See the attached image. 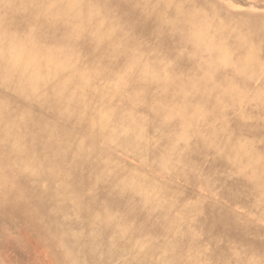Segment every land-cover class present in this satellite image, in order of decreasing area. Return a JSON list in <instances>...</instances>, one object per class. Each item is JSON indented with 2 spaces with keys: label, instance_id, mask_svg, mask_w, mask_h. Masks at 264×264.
Wrapping results in <instances>:
<instances>
[{
  "label": "rangeland",
  "instance_id": "374dc122",
  "mask_svg": "<svg viewBox=\"0 0 264 264\" xmlns=\"http://www.w3.org/2000/svg\"><path fill=\"white\" fill-rule=\"evenodd\" d=\"M11 1L15 13L18 14H11L6 6L0 10V27L5 26L4 29L8 30L7 35L33 38L35 45L38 46V51H35L40 54L53 52L54 48H59L60 53L63 54L64 48L66 54H75V62L82 75L87 74L90 68L100 70L102 68L104 71L98 72L100 76L94 80L97 85L108 84L111 75L109 69L112 65L121 61L122 64L124 62V69H129L136 62L137 54L141 52L143 60L151 65H156L163 60L162 50L165 54L171 53L172 59L169 58L171 67L166 66L165 76L175 73L179 76L184 75L193 67L191 61L200 62L202 59L201 54L193 52L185 36L183 38L181 33L174 31L173 26L168 30L167 20L162 17L165 6L155 2L156 0H79L78 7H65V3L58 0ZM178 1L173 0L177 7L180 6ZM184 2H187L186 8L189 7L187 4L190 1L184 0ZM203 3L208 5L209 15L203 18L201 15L198 18L196 16L188 18L187 21H191L190 26L206 23L213 17V21L218 20L219 13H214L218 5L227 6V10L230 9L240 15H247L245 16L247 19H251L252 16L264 17V0L208 2L203 0ZM61 9L66 10V15L57 17ZM44 10H48L44 13L48 14L47 16L42 15ZM169 10L172 11V9ZM180 17L177 15L174 19H181ZM3 20H7V23ZM99 22L101 24H98ZM160 27L166 30L158 36L156 34ZM233 28L240 29L242 35L246 31L245 27L244 29ZM182 29L183 33L184 28ZM99 36L105 39L98 40ZM117 36L124 38L122 42L125 48L124 61L111 47L112 43L117 41ZM183 40L184 43H182ZM174 46L176 47L173 51ZM40 48L43 51H39ZM2 52L8 54L11 51L2 50ZM133 58L135 60H132ZM238 58L241 59L242 56ZM142 62L141 60L140 63ZM213 66L217 67L215 76L234 82L240 86L241 91L248 94L249 98L255 100L252 104H233L224 115L220 112L218 104L216 105L213 114L219 112L220 118L212 125L216 128L220 127L222 132L217 134L220 139L216 138V141L219 143L224 136L231 134L233 141L238 138L245 144L249 143L264 159V71L255 77L238 75L234 72L232 65L224 63L221 55L213 60ZM138 74L139 71L134 76L135 79L131 85L133 88L130 92L138 86ZM129 80L131 79L129 78L126 82ZM0 86V104L10 101L12 105L20 109V112L28 111L31 118L46 119L55 126L54 132L71 129L76 137L84 138L82 133L84 131L78 124L70 125L64 119L53 117L55 115L49 109L47 110L41 101L36 103L25 99V96L21 94L18 96V93L16 95L11 92L1 81ZM113 102L117 104L116 110L125 109V101L116 99ZM154 102H157L154 98L149 101V108H154L152 107ZM224 103L223 101L222 104ZM207 107L212 109L211 102ZM149 108L136 106L135 112L138 118L133 123L143 126L144 136L147 139L153 142L152 140L156 138L158 142L156 146L150 145L144 154L147 162L152 165H143L134 161L132 157L115 149H108L106 145L100 143L101 150L111 159L110 164L115 162L109 165L112 171V168L116 167L113 171L114 175L106 177L107 179L94 174L89 176V182L93 185L86 191L85 197L88 201H93L87 215H74L70 208L63 214V216H69V220L73 215L85 222L97 218L95 220L102 223L103 219H106L112 222L110 227L100 225L87 229L71 222L67 228L63 226H60L59 230L55 227L50 228L48 212L40 211L37 206H23V197L12 186L5 185L4 179L0 180V264H125L126 262L127 264H153L156 261L157 264H161L160 259L165 249L163 244L166 245L168 252L171 249L177 252L176 256L169 257L173 258V262L175 261L173 264H264V248L260 246V240L253 238L260 235L259 239L264 241V233L258 235L257 232L251 231L249 242H241L242 235L239 233L238 226L230 231L224 230L225 226L223 230L217 231L219 229L216 227L219 221L222 222V215H225L228 210L224 202L214 201V196L218 198L220 194L232 196L238 203L242 202L246 208L256 206L258 210L252 212L250 216L254 221L257 220L255 225L263 227L257 216L262 214L264 201H259L257 204L255 196H258V191L248 190L243 183L244 180L250 181L252 177L235 174L232 169L234 166L229 162L215 161V159L218 160L217 156L214 157L216 149L213 151L208 146L201 147L199 139L195 137L179 144L180 150L174 152L170 158L164 157L165 152L167 154L171 152V147H177V143L168 137L170 132H176L168 129L175 126V123L170 120L165 124V121L155 117ZM32 127L35 126H29L30 129ZM212 131L213 128L210 129L205 125H202L200 130V132ZM34 132H46V130L41 128ZM126 133L123 135L129 134V143H127L129 150L133 147L138 148L142 144V140L134 137L132 132ZM163 133L165 134L161 135ZM195 150H198L196 154H194ZM157 167H160L162 176L156 173L155 169L159 170ZM8 168L9 165L1 163L0 173L3 170L7 171ZM173 168H183L190 182L174 177L171 172ZM130 171L140 174L143 181L142 183L140 181L141 188L144 191L158 197L157 207L152 203L153 200H146L142 195L139 197V192L127 193L128 197L126 192L112 188L113 184L117 185L126 178ZM91 172L92 170H89V174ZM60 181L77 187L72 182L67 184L64 180L60 179ZM205 182L209 184V188L205 187ZM238 182H242V189L236 188ZM33 185L36 184L33 183ZM49 203V212L56 213V207L53 203L52 205ZM235 205L234 203L229 209L245 212L238 207L240 205ZM166 210L167 213H164ZM176 217L179 221L174 227H171V230L165 229L163 223L173 221ZM240 217L244 219L243 216ZM228 218L232 221L235 219L237 224H245L238 217L229 216ZM214 234L217 236L215 240L211 238ZM73 238L79 239L74 243L68 242L71 239L75 240ZM122 240L127 242L139 240L140 248L142 251L145 250L144 254L141 252L142 255H140L131 250L122 251V247L128 246ZM110 252H118L119 257L110 256ZM67 253H70L71 261ZM138 254L144 255L145 260H141Z\"/></svg>",
  "mask_w": 264,
  "mask_h": 264
},
{
  "label": "bare ground",
  "instance_id": "6f19581e",
  "mask_svg": "<svg viewBox=\"0 0 264 264\" xmlns=\"http://www.w3.org/2000/svg\"><path fill=\"white\" fill-rule=\"evenodd\" d=\"M58 1L65 3V7H78L80 4L79 0ZM161 1L156 0L155 2L162 3L165 6L162 17L167 20L168 30L173 26L174 31L181 33L183 38L185 36L186 42L190 43L188 44L192 46L193 52L202 55L200 62L191 61L193 67L188 69L184 74L185 76H179L177 73L165 76L166 66L171 67L169 60V58L172 59L170 57L172 56L171 53L165 54L162 50L163 60L156 65H151L143 60L141 52V54H137L136 62L129 69H124V62L122 64L121 61L112 65L109 69L111 75L108 84L97 85L94 80L100 76L98 72L104 71L102 68L101 70L90 68V70H87V74L82 75L80 68L76 65L75 54H66L64 48L63 54L60 53L59 48H54L53 52L40 54L35 51H38V46L35 45L33 38L7 35L8 30L4 29L5 26L0 27L1 83L14 94L17 95L18 93V96L21 94L27 100L41 101L44 107L55 115L53 117L64 119L70 125L78 124L84 131H81L84 133L82 139L76 137L71 129L54 132L55 126L47 122L46 119L31 118L28 111L20 112V109L12 105L10 101H4L3 104H0V164L6 163L9 165L7 171L3 170L0 173V180L4 179L5 185L12 186L23 197V206H37L40 211L48 212L50 218L48 225L50 228L55 227L58 230L60 226L67 228L71 222L77 225L80 224V227L87 229L93 226V228H96L100 225L103 227L112 225V222L106 219H103L104 222L102 223L96 221L97 218L85 222L73 215L69 220V216L64 215V217L63 214L70 208L74 215H87L93 201H88L85 197L86 191L90 190L93 185L89 182V176L94 174L107 179L106 177L114 175L113 171L116 167L112 168L113 171L109 168V165L111 166L114 161L110 164L111 159L101 150L100 143L106 145L108 149H115L117 152L132 157L134 161L143 163V165H152L147 162L144 154L150 145L156 146L158 142L156 138L152 140L153 142L147 139L144 136L143 126L141 124L134 125L133 123L138 118L135 112L136 106H147L149 108L148 103L152 98L156 99L157 102H154V105L152 104L154 108L149 109L155 117L161 118L162 121H165V124L170 120L175 123V126L168 127V129L176 132H170L168 137L177 143V147H171V152L168 154L165 152L164 157L170 158L174 152L180 150L179 144L188 142L193 137L198 138L201 147L207 148L208 146L213 151L216 149L214 157L217 156L218 160L215 159V161L229 162L234 166L232 169L235 174H242L243 177L250 175L252 177L250 181L243 179L244 186L248 190L258 191V196H255L257 204L259 201H264L263 156L258 155L249 143L245 144L238 138L233 141L231 134L224 136L218 143L216 138H218L217 134L222 133L220 132L221 128L212 125L214 121L220 118L219 112L213 114L217 104L220 112L224 115L225 111L232 108L233 104H252L255 102V100L249 98L247 93L241 91L239 85L215 76L214 73H216L217 67H215L216 65L213 66V60L221 55L224 63L232 65L234 72L238 75L245 74L246 76L255 77L264 71V17L252 16L251 19H247L245 17L247 15H240L230 9L227 10V6L223 7L217 4V11L214 13H219L218 20L213 21V17L211 20L208 19L210 21L204 20L206 23L202 22L190 26L191 21H187L188 18L195 16L198 18L199 15L203 18L209 15V7L206 3H203V0H189L190 3L187 4L189 6L187 8L185 6L187 2H184V0L178 1L179 7L174 4L173 0ZM3 6H6L11 14H18L15 13L11 0L8 2L0 1V10ZM218 8L222 10L220 11ZM169 9H172V11ZM45 12H48V10L43 11V16L48 15L44 14ZM65 12L66 10L61 9L57 17L65 16ZM177 15L181 16V19H174ZM3 22L7 23V20H3ZM98 24H101V22ZM233 27H245L246 31L242 35L240 29L237 30ZM182 28H184L183 33ZM185 28L188 29V32ZM165 30L160 27L156 35L161 36ZM102 39H105V37H98V40ZM123 41V37L117 36V41L111 45L112 50L115 54L121 56L122 61L125 60ZM182 43H184V40ZM2 50L11 52L7 54L3 53ZM39 51L43 50L40 48ZM178 55L181 57L180 52ZM240 56H242L241 59L238 58ZM132 60H135V58ZM141 60L142 63H140ZM138 71V86L130 92V89L133 88L131 85L134 82V76ZM129 78L131 80L126 82ZM116 99L125 101V109L116 110L115 106L117 104L115 105L113 102ZM223 101L224 104H222ZM210 102L212 109L207 107ZM256 103H258L257 100ZM31 125L35 127L30 129L29 126ZM202 125L210 129L213 128V131L200 132ZM41 128L45 129L46 132H34L36 129ZM129 132H132L131 134L134 137L142 140V144L138 148L133 147L129 150L127 146ZM123 133L128 135H123ZM217 143L218 145H216ZM198 150H195L194 154ZM153 165L155 166V164ZM157 168L159 170L155 169L156 173L162 176L160 167ZM106 169L110 172L104 171ZM89 170H92L90 174ZM172 170L174 177L190 182L183 168H173ZM60 179L66 181L67 184L72 182L77 187L61 183ZM140 181V174L130 171L126 178L117 185L113 184L112 188L126 192V194L139 192V197L142 195L146 200H153L152 203L157 207L158 197L151 196L147 191H144L141 188L143 181L141 183ZM32 182L36 185H33ZM204 184L205 187L209 188L208 183L205 182ZM242 185V182H238L236 188L242 189ZM214 201L224 202L228 207L225 215H222V222L217 223L216 227L219 229L217 231L223 230L224 226V230L228 231L234 230L238 226L239 233L242 235L240 237L241 242H249L251 231L257 232L258 235L264 233V209L262 214L260 213L257 216L263 226L259 227L258 224L255 225L257 220L254 221L251 218L252 212L258 210L256 206L246 208L242 202L238 203L235 198L225 194H220V197L218 195V198L214 196ZM48 202L51 205L53 203L56 207V213L49 212ZM234 203L235 206L240 205L238 207L245 210V212L237 209H234V212L230 210ZM164 213H167V210ZM229 216L240 219V216H243L244 219L241 220L245 224H237V221L235 219L232 221L228 218ZM177 221H179L178 217L170 222L165 221L163 226L165 229L171 230V227H174ZM211 238L215 240L217 236L214 234ZM253 238L260 240V246L264 248V241L259 239L260 235L253 236ZM73 239L75 240L71 239L68 242L74 243L79 238ZM122 242L128 245H123L122 251H136L140 255H142L141 252L143 254L145 252L140 248L139 240H132V242L122 240ZM163 245L165 249L162 252L163 257L160 259L161 264L175 263L173 258L170 259L169 257L170 255L176 256L177 252L174 249L168 252L166 245ZM139 254L140 259L145 260V256ZM216 255L223 257V255ZM110 256L117 258L119 254L118 252H110ZM67 257L71 261L70 253H67ZM153 264H157V261Z\"/></svg>",
  "mask_w": 264,
  "mask_h": 264
}]
</instances>
